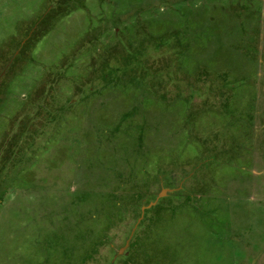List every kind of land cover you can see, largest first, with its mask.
<instances>
[{"label": "rangeland", "instance_id": "rangeland-1", "mask_svg": "<svg viewBox=\"0 0 264 264\" xmlns=\"http://www.w3.org/2000/svg\"><path fill=\"white\" fill-rule=\"evenodd\" d=\"M0 264H264V0H0Z\"/></svg>", "mask_w": 264, "mask_h": 264}]
</instances>
